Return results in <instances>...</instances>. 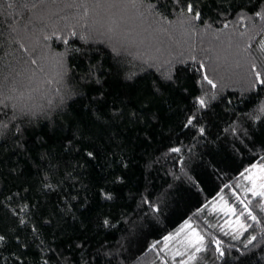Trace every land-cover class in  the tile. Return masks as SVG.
I'll return each instance as SVG.
<instances>
[{"label":"trees","instance_id":"1","mask_svg":"<svg viewBox=\"0 0 264 264\" xmlns=\"http://www.w3.org/2000/svg\"><path fill=\"white\" fill-rule=\"evenodd\" d=\"M263 41L264 0H0V264H180L185 221L192 264H264Z\"/></svg>","mask_w":264,"mask_h":264},{"label":"snow or ice","instance_id":"2","mask_svg":"<svg viewBox=\"0 0 264 264\" xmlns=\"http://www.w3.org/2000/svg\"><path fill=\"white\" fill-rule=\"evenodd\" d=\"M180 2H181V0H173V3L178 4V5L180 4ZM182 10H184L183 7H182ZM186 11H187V13H190V14L194 13L193 18L196 19V20H199L201 18V13L199 11H195L194 12V8H193V5L191 3H188L186 5ZM256 15L260 16V15H262V13L261 12H257ZM225 27H227V25H225ZM72 35L76 36L77 33L73 32ZM79 38L81 40L85 41L86 43L88 42V36L87 35L81 34V35H79ZM46 39H47V37H46ZM63 42L65 44H67L68 40H64ZM261 50L264 51V45H262ZM77 51H79V49H77ZM113 53H114V55L116 57H120V55H121L120 50L116 49V48H113ZM33 63H35V61H33ZM201 67H203V65H201ZM253 71H255V66H253ZM255 75H256V80H255V83L252 86L253 89H255L257 85L264 86V78H262L261 73L256 72ZM203 79L205 81H207V83L210 84L213 88L216 87V85L213 83V81L208 79L207 75H205L203 77ZM197 103L199 104L200 108L206 107V101H205V99L203 97L197 98ZM13 107H15V105ZM254 111H258L262 116H264V100L260 101L257 109L254 110ZM248 115H249V117H251L252 113H249ZM259 118H260L259 116L256 117V119H259ZM193 119H194V117H189L188 122L185 125V127L191 126L193 124ZM5 127H6V125H5ZM200 133H201V135H203V133H204V129L203 128L200 129ZM169 151L178 153V152H180V149L174 147V148L169 149ZM87 156L89 158H94V154L92 152H88ZM252 167L255 168L257 166L253 165ZM260 167H261V171L264 172V165H261ZM245 171H250V170L246 169ZM241 175H244V174L241 173ZM248 179L251 180V177H248ZM260 179H261V181H264V177H261ZM47 187L51 188L52 186H51V184H48ZM238 187H239V185H238ZM259 189L260 190H257V184H256L255 180H252V188L246 189V191H250L251 195L253 197L264 198V182L259 184ZM98 195L101 196L104 200H111L113 198L112 194L109 191H107V190H105L103 188L100 189V192L98 193ZM233 195H235V193H233ZM221 199H223V197H221ZM237 199H239V197H237ZM145 202L146 203H150L149 201H145ZM240 202L243 203V201H240ZM26 209H27V205H25L23 208H21L20 211L23 212V211H26ZM151 210L153 212H159L160 211V209L158 207H152ZM227 211L234 213L235 209L228 208ZM245 211L247 212V216H248L249 219L253 220L256 223H259V221H257L256 216L252 215L251 211H249L247 209V205H245ZM240 215H244V213L242 212V213H240ZM236 220H237V222H239V220H240V216L239 215L236 217ZM23 222L24 221L21 220V223H23ZM103 223L107 226L109 224V221L107 219H105L103 221ZM185 226H188V222L187 221H185V224L181 227V229L179 231H183V228ZM239 227L243 231H247L248 227H251V225L240 224ZM179 231L176 233V235H179ZM262 231H264V229H262ZM174 238L175 237L173 235H171V234L168 235V236H165L163 238L164 241H165V247H167V242L170 241V240H173ZM233 238H237V237L234 236ZM3 239H4V237L0 236V240H3ZM254 240H256V236H252L250 239H248L247 244L245 245V247L247 248L248 244H252V242ZM216 243L218 245L217 248H216L217 253H219L220 257H224L225 253L219 247V243L220 242L216 241ZM186 247L194 248V252L189 256L188 259L189 260L196 259V253L201 252V251L204 250V238H203V236H200L198 233H194L193 237L188 239ZM154 249H155V245H152L150 250H154ZM161 251H164V249H161ZM176 255H180V253L177 252ZM44 264H48V262L45 261ZM180 264H188V262L182 260L180 262Z\"/></svg>","mask_w":264,"mask_h":264},{"label":"rangeland","instance_id":"3","mask_svg":"<svg viewBox=\"0 0 264 264\" xmlns=\"http://www.w3.org/2000/svg\"><path fill=\"white\" fill-rule=\"evenodd\" d=\"M262 45H264V41H263ZM262 45H261V47H262ZM262 52L264 54V51H262ZM248 177H251V180L248 179ZM261 177H264V172L261 171L260 166L255 167L254 169H252L251 172H249V174H247L241 180L240 190L245 192V193L251 194V192L246 191V189L252 188V180H255V182L257 184V190H260L259 184L264 182V181H261V179H260ZM262 200H263V204H264V198H262ZM228 208H230V207H228L224 202H222L221 199L216 200L211 205V210L213 212H216V213L223 216L224 227L232 233L238 232L240 230L239 225L241 224V222L240 221L237 222L234 213L227 211ZM176 233L174 234L175 238L173 240H170L167 242V247H165V244H164V252L167 255L171 256V258L180 257V256L185 255L186 257L183 261H187L188 264H192L193 260H189L188 258L194 252V248H188V247H186V245H187L188 239L192 238L193 234L197 233V232L191 227L190 224H188V226H185L183 228V231H179V235H176ZM177 252H179L180 255H176Z\"/></svg>","mask_w":264,"mask_h":264}]
</instances>
